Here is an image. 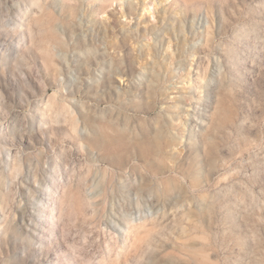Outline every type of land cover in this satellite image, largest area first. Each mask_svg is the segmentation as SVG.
<instances>
[{
	"label": "rangeland",
	"instance_id": "rangeland-1",
	"mask_svg": "<svg viewBox=\"0 0 264 264\" xmlns=\"http://www.w3.org/2000/svg\"><path fill=\"white\" fill-rule=\"evenodd\" d=\"M0 264H264V0H0Z\"/></svg>",
	"mask_w": 264,
	"mask_h": 264
}]
</instances>
